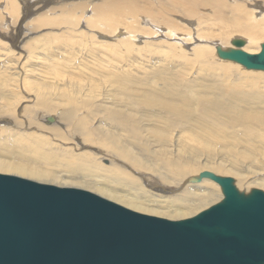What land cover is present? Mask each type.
I'll use <instances>...</instances> for the list:
<instances>
[{
  "label": "rangeland",
  "instance_id": "rangeland-1",
  "mask_svg": "<svg viewBox=\"0 0 264 264\" xmlns=\"http://www.w3.org/2000/svg\"><path fill=\"white\" fill-rule=\"evenodd\" d=\"M20 1L0 0V109L5 114H2L5 120L0 119V161L12 163L15 160L12 150L4 145L5 141L17 142L19 137L13 140V133L23 134L20 140L25 142L26 154L42 152L43 148V152H52L63 159L54 166L45 163L49 170L60 173L59 179L53 182L24 179L86 190L109 201L97 188L114 191L123 199H144L149 193L151 196L173 194L170 189L178 194L181 188L174 184L178 181L165 189L151 183V179H157L154 172L172 177L171 170L175 167L192 173L185 178L186 187L203 182L216 184L201 178L204 172L230 177L235 186L244 191L249 185L264 182V79L258 77L264 73L222 61L216 56L214 44L193 39L197 36L228 46L229 38L235 35L228 27L233 19L264 31V9L256 6L258 2L259 6H264V0H184L183 5H174L173 0H132L125 3L124 11L132 9V4L138 16L99 22L93 18L105 0H85V11L77 12L75 17L71 11L69 15L59 16L62 7L68 8L66 11L76 7L70 0H32L31 8H35L23 20L25 6ZM59 1L61 5L55 4ZM12 4L20 11L7 16L6 11H11ZM44 11H49L53 22L46 23ZM57 21H61L60 24ZM21 24L32 33L24 35L27 30H22L20 43H16L11 32L15 31L14 26L19 29ZM160 25L169 32L186 34L185 38L191 34L192 40L176 39L158 29ZM244 41L247 45V39ZM262 43L251 41L247 52L254 53ZM201 46L206 51H196ZM232 93L235 103L231 107L235 110L226 106L227 113L210 120L213 139L206 138L208 136L196 139L194 135L201 129L195 118L196 109L185 112L187 116L183 117L180 114L185 110L180 104L182 98L201 96L199 98L203 99L214 95L210 101L218 98L223 102V97H233ZM158 98L177 105L178 113L148 103H155L151 100ZM247 115L256 119L245 120ZM125 118L129 120L127 123ZM155 130L167 134L162 138ZM110 138L142 156L152 165L153 172L142 180L132 168L119 164L126 171L123 175L113 169L112 162L102 161L104 154L114 155ZM35 142L41 144L40 147ZM43 145L45 147H41ZM19 146L15 144L18 149ZM22 146L20 150L25 152ZM76 157H80L79 162L101 169L92 170L95 174L91 177L86 173L73 174L76 172L73 169H77L73 165ZM30 159L46 168L41 163L44 161ZM232 171L238 176L230 175ZM112 174L115 181L110 180Z\"/></svg>",
  "mask_w": 264,
  "mask_h": 264
},
{
  "label": "water",
  "instance_id": "water-1",
  "mask_svg": "<svg viewBox=\"0 0 264 264\" xmlns=\"http://www.w3.org/2000/svg\"><path fill=\"white\" fill-rule=\"evenodd\" d=\"M218 59L264 73L244 41ZM223 199L181 221L137 214L80 189L0 175V264H264V192H239L230 177L200 174Z\"/></svg>",
  "mask_w": 264,
  "mask_h": 264
},
{
  "label": "bare ground",
  "instance_id": "bare-ground-1",
  "mask_svg": "<svg viewBox=\"0 0 264 264\" xmlns=\"http://www.w3.org/2000/svg\"><path fill=\"white\" fill-rule=\"evenodd\" d=\"M130 1H132V0H110V1L105 0V3L99 5L98 13H97L96 17L93 18V20H96L98 22L100 20H102V21L103 20L111 21L114 18L117 21L118 18L119 19L121 18V20L124 19V18H126L128 20V19H130L133 16H138L139 13L136 11L135 6H133L132 4H131V7H130L132 9L127 8L128 11H124V8H125L124 5H125V3L126 2H129L130 3ZM32 2H34V1H32V0H29V1L28 0H21L20 1V3L25 6L24 9H23V12H22V17H21L22 20H23L24 16H26L27 14H30V12H32L34 10L35 6H34V8H31L32 7ZM61 2L62 1H59L58 3L56 2L55 4L61 5L60 4ZM85 2H86L85 0H74V1L73 0H70V3H72V5H73V3H75L76 7L73 10H68V11H66L68 8H66L65 6L62 7V10L59 9L62 12L61 15H59V16H62V14H64V13H67L68 14L69 11H71V13H73L74 17H75V14L77 12H79L80 14H82L85 11V9H86V3ZM184 2H185L184 0H173L172 1V3L174 5H183ZM218 3L219 4H223V1H219ZM64 4L66 5L65 2H64ZM68 4H69V2H68ZM219 4H218V6L221 8L222 6L219 5ZM128 5H130V4H128ZM45 6H46V4H45ZM256 6L259 7V8L264 9V6H259V2H258V4L256 3ZM219 7H217V8H219ZM31 9H33V10H31ZM76 9H78V10H76ZM10 10L11 11H6L7 16H8V13H10V14H16L18 11H20L19 10V7L17 5H13V4L11 5ZM54 10L56 11V9H54ZM37 11H39V10H37ZM257 11H259V10H257ZM52 12H50V13L52 14ZM48 13H49V11L48 12H45L44 15H43V13L40 14V15L41 16L42 15L43 16L46 15L47 16L46 23H51V22H53V19H52L53 17L48 16ZM37 15H39V14H37ZM63 16H65V14ZM122 16L124 18H122ZM38 18H39V16H38ZM56 18H57V15H56ZM75 19H77V18H75ZM61 21H59V22H61ZM55 23H56V21H55ZM59 24H57V25H59ZM68 24H70V23H68ZM128 24H130V23H128ZM149 24L152 25L151 23H149ZM53 25H54V23H53ZM42 26H43V24H42ZM42 26H38V27H42ZM49 26H50V24H49ZM152 26L155 27L154 25H152ZM228 27L230 29H232L233 32L235 33V35H233L232 37L229 38V40L227 42V45L228 46L231 43V41H233L235 39H242L243 41H244V39H247L248 44H251V41L252 42H256V43L257 42H259V43L260 42H264V31L263 30H261L259 28H250L248 25L241 23L238 19H233V21H231V23L228 25ZM18 28L19 29H15V26H14V30L15 31L11 32L15 36L14 37V40H15L16 43H17L19 37H22L23 34L24 35L25 34L28 35L29 33H32V32H29V30H30L29 28L27 30V28H25L22 24L19 25ZM25 29L27 30V32L23 33L24 31H22V30H25ZM109 29H110V27H109ZM158 29H161L162 31H164L166 34H168L170 36L176 37V39H177V37L179 39H181V37L182 38L183 37L184 38L186 37V34H178V33H175V32H169L167 29L163 28L161 25H160V28H158ZM21 32L23 33L22 35H21ZM6 33H8V32H6ZM5 37H7V36H5ZM187 37L188 38H185L184 41L188 42V41H191L192 40L191 34L188 35ZM193 39L194 40H197V41H205L207 43H211L212 45L214 44L215 47L220 46L223 49L229 48L228 46L221 45L216 40L204 39L202 37H197V36H195ZM16 43H15V45H16ZM244 45H245V41H244ZM247 45H245V48H242V50L244 52H247L248 51V50H246V48L248 47ZM203 47L204 46L198 47L196 51H198V52L199 51H206V49L203 48ZM206 47H209V46H206ZM254 51H255L254 53H248V52L247 53L248 54H257L260 51V49L257 48ZM258 77L264 79V76L263 75L258 76ZM232 92H234V91H232ZM229 94H230V92H229ZM213 96L214 95H212L211 97H213ZM232 96L233 97L229 96V98L227 96H224L223 97L224 98V101L223 102H225V103L220 102L218 100V98L215 99L214 101H210V98L211 97L210 98H203L202 99V98H199L201 96H198L196 98H193V97H190V96H189L190 98H188V97L185 96L184 99L182 98V103H180V104H182V105L185 106V110L182 111V112H180V114L183 117H186L187 116L185 114V112L192 111L191 109H193V110L196 109V116H195V118H196V121L201 126V129L199 130V133H197L196 135H194L196 139H199V138L200 139H203L206 136H208L206 138L213 139L214 131L209 126L210 120L214 119L216 116H218L220 114L227 113V110H225V107L226 106H230V109L231 110H235L233 107H231L232 104L235 103V102H233L234 100H232V98L235 99L234 93H232ZM151 98H153V97H151ZM151 102H155V103H150V102H148V103L149 104L157 105L162 110L171 111V112H174L176 114L178 113V111H177L178 110V107L175 104L173 105V104H170V103L163 102L159 98L157 100H151ZM5 106H3V107L6 108L7 106L6 107ZM3 107H1V108H3ZM2 114H4V113L0 109V119L3 118L2 117L3 116ZM36 116H35V119H36ZM6 118H7V116H6ZM35 119H34V121H35ZM248 119H256V118L252 117L251 115H247L245 117V120H248ZM124 120H125V123H127L129 121L128 118H125ZM236 120H240V119L238 117H236ZM39 128H41V127H39ZM136 132H137V130H136ZM155 132H156L155 133L156 135H158V136H160L162 138H164L166 136L164 134H167L166 132H163L164 134H162V131L161 130H155ZM52 133L54 134V132H52ZM17 134H14L13 133L14 136L12 137L13 140L16 137H19V139H17V142L15 140H14L15 142L13 141L14 143L13 142H7V141L4 142V145L8 147L7 150H12V153L11 154H12L13 157H15V160L12 163L0 161V172H2L3 174L4 173L5 174L10 173V174L16 175V176H13V177H17V178H20V179L27 178V179H32L33 181L36 180V182H53V181L59 179L61 177L60 173H57V172H54V171L52 172L51 170H49V167H46L45 163H47L48 165L50 164V166H54V164L58 160H60L61 157L58 156L57 154L52 153V152H48V151H44L43 152V148H42V152L41 151L38 152L39 150H37V153H34L33 154V152L32 153H29L28 152L29 154H26L27 153V151H26L27 149L25 147V142L20 140V137L23 134H20L19 136H17ZM110 139H111V143L113 145V150H114V153L113 154L114 155L104 154V157H102V161L112 162V166L114 167L113 169L117 170L118 172L122 173L123 175L124 174L126 175V171H125L124 168H121L119 166V164H121L122 166H126L128 168H132L137 174H139V177L141 176L142 180L144 178H147V173L149 174L150 172H153L152 165L149 164L142 156H140L139 154L134 153L129 147H127L126 145H123V143L119 142L117 139H115V138H110ZM158 139L161 140L160 138H158ZM47 140H49V139H47ZM29 142H32V141L29 140ZM16 143L19 144V145H21V146L23 145L22 147L24 148V151L25 152H23L22 150H20L21 149L20 148L21 146H19V149L17 147H15V144ZM35 143L37 144L38 142H35ZM40 145L41 144H39L38 146L40 147ZM41 147H45V145H43ZM29 148H31V147H29ZM106 150H108V149H106ZM97 152H100V151L98 150ZM31 155H33V156L31 157ZM73 155H75V154H73ZM62 157H63V155H62ZM72 157H74V156H72ZM30 158H33V159L36 158V160L40 159V160L44 161V162H41V163L42 164L44 163V166L46 168H43V167L39 166L38 164H36L35 162H33V160L30 159ZM76 159H74V160H76V163H73V165H75L77 167V169H73L74 171L76 170V172L75 173L70 172V173H73V174H76V175H85L84 173H86V175L88 177H91V176H93L95 174V173L92 174V170H100L101 169L100 166H92V165H89V164H85V163L79 162L80 157H76ZM123 159L126 160L127 162H122ZM45 161H47V162H45ZM38 162H40V161H38ZM61 163H62V161H61ZM61 163H59V164H61ZM126 163L134 166L135 168L128 166ZM103 170L108 171L107 168H104ZM110 171L112 173H115V175L118 174V172H116L114 170H110ZM228 171L231 172L230 170H228ZM154 173L155 174H153V173L152 174L155 177H157V179H151V183L160 186V188H164L165 189L167 185H171L174 182L178 181L177 183H174V184L177 185L178 189L181 188L179 190L178 194H177V192H174L175 189H170L173 192V194L169 193V194H167L165 196L164 195L163 196L162 195H158V194L152 195L153 197L160 198V200L159 199H153V197L151 196V193H149L150 196L148 194V196L146 198H144V199H140L138 197H128L129 199H123V197L118 196L116 194V192H114V191L107 190V189H104L103 190L102 188H97L99 192H101L102 194H104L107 197H109V199L111 201L103 198L101 195H96V194H94V195H96V196H98V197H100L102 199H105V200H107L109 202H112L113 201L112 203H114L116 205H119V204H117L115 202H119L121 204H124L125 207H123L121 205H119V206H121V207H123L125 209H128V210H130L132 212H135L137 214H141V215H145L146 214L145 216H148V217H153V218H158V219H163V220H166L167 219V221L170 220L172 222L192 218L195 215H197L198 213H200V212L208 209L212 205H215V204L219 203L223 199V195H222V192H221L220 187L217 184H213L211 182H203L202 184L201 183L191 184L189 187H186L188 183H187V179H185V178L188 177V176H190L192 174L188 170H184L182 168L175 167V168H173L171 170L172 177L169 174L165 175L163 173H156V172H154ZM54 174H56L57 176L55 177ZM115 175L114 174L109 175L110 176V180L115 181ZM230 175H232V176H238V174L236 172H234V171H232V173H230ZM5 176H10V175H5ZM96 177H98V172H96ZM96 177H92V178H96ZM173 178H177L178 180H175ZM27 179H25V180H27ZM28 181H30V180H28ZM235 182L237 183V181H235ZM38 184H41V183H38ZM42 185H45V184H42ZM234 185H235V183H234ZM47 186H53V185H47ZM133 187H135V185H133ZM235 187H237V186H235ZM240 187H242V186H240ZM59 188H70V187L61 185ZM237 188L240 190L239 192H242L244 194H249L252 190H254L256 188H259L261 190H264V182L263 181H260V184H258V185L255 184L253 187H251L249 185V189H246L245 191L242 190L239 187H237ZM72 189H78V188H72ZM80 190H82V189H80ZM170 190L166 189V191H170ZM84 191H86V190H84ZM86 192H89V191H86ZM89 193H91V192H89ZM91 194H93V193H91ZM139 212H142V213H145V214H142V213H139ZM157 215L161 216V218L159 216H157Z\"/></svg>",
  "mask_w": 264,
  "mask_h": 264
}]
</instances>
